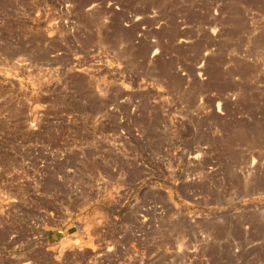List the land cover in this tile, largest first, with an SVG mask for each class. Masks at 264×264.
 Segmentation results:
<instances>
[{
	"label": "rangeland",
	"instance_id": "rangeland-1",
	"mask_svg": "<svg viewBox=\"0 0 264 264\" xmlns=\"http://www.w3.org/2000/svg\"><path fill=\"white\" fill-rule=\"evenodd\" d=\"M0 264H264V0H0Z\"/></svg>",
	"mask_w": 264,
	"mask_h": 264
}]
</instances>
